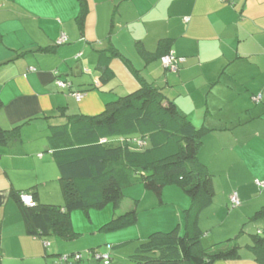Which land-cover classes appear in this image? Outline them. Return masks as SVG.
<instances>
[{"label": "crops", "instance_id": "crops-1", "mask_svg": "<svg viewBox=\"0 0 264 264\" xmlns=\"http://www.w3.org/2000/svg\"><path fill=\"white\" fill-rule=\"evenodd\" d=\"M83 1L81 32L76 0H0V128L29 121L16 141L0 146V264H48L51 256L40 239L25 234L11 198L13 192L31 193L40 203L63 204L48 126L63 123L64 115L102 113L108 103L136 90L138 78L172 100L195 127L212 130L198 152L214 193L204 211L211 220L223 216L220 228L234 222L219 236L208 229L201 242L208 248L238 228L245 232L238 239L241 258L214 264H256L246 246L250 234L264 233V218L252 220L264 207V187L256 185L264 181V0ZM61 34L67 44L56 47ZM161 39H169L171 51L186 59L176 73L165 72L159 60L145 62L136 51L139 44L154 53ZM110 44L138 77L113 59V76L101 80L97 52ZM53 72L69 81L72 91L83 92L80 102L57 90ZM256 96L258 103L251 99ZM233 191L240 206L228 210ZM187 203L178 205L185 209Z\"/></svg>", "mask_w": 264, "mask_h": 264}, {"label": "trees", "instance_id": "trees-1", "mask_svg": "<svg viewBox=\"0 0 264 264\" xmlns=\"http://www.w3.org/2000/svg\"><path fill=\"white\" fill-rule=\"evenodd\" d=\"M76 1L80 7L76 22L82 32L87 8L83 0ZM186 19L184 22H188ZM62 36L64 41L59 43ZM65 44L67 39L61 34L55 46ZM170 47L169 39L159 40L154 53L146 52L139 44L135 46L145 62L159 60L165 72L176 73L186 59L176 56ZM37 51L48 53L49 48ZM167 55L177 62L182 60L177 63L176 70L163 67L161 59ZM113 59L122 61L138 77V71L110 44L105 50L97 52L102 81L113 76L109 67ZM29 70L35 72L34 68ZM53 75L57 90L69 92L75 101V94H83L72 91L71 83L57 72ZM138 79L140 85L136 90L108 103L102 113L95 116L64 115L63 123L48 126L46 139L59 173L63 204H43L37 201L35 195L28 193L23 195L29 196L32 204L25 205L20 199L22 193L13 192L11 198L23 222L25 234L40 239L45 248L49 247V237L70 241L74 238L72 212L88 213L107 205L117 209L123 199V189L137 184L158 198L164 189L176 187L189 199V206L183 211L182 226L177 225L170 232L149 234L135 249L133 264H214L240 259L241 249L237 243L230 244L231 239L208 248L201 242L204 234L199 227V217L212 205L214 193L212 176L199 160L198 152L204 138L212 130L204 125L195 127L159 89ZM251 99L254 103L260 101L259 96ZM28 122L11 130L0 128V146L16 141L20 128ZM260 218H264V207L254 214L252 220ZM137 221V212L132 209L113 217L100 230L116 232L135 225ZM242 232L243 228L240 234ZM249 240L246 249L251 260L264 264V233L250 234ZM107 249L110 252L111 246L107 245ZM89 251L93 258L101 255L94 249ZM103 254H107L110 260L109 253ZM75 256H79L78 261L73 260ZM81 260L80 254L59 256V261L65 264H81Z\"/></svg>", "mask_w": 264, "mask_h": 264}, {"label": "rangeland", "instance_id": "rangeland-1", "mask_svg": "<svg viewBox=\"0 0 264 264\" xmlns=\"http://www.w3.org/2000/svg\"><path fill=\"white\" fill-rule=\"evenodd\" d=\"M217 179L218 177H215V181ZM168 189H174L180 194ZM183 199L187 200L188 207V197L176 187L164 189L160 198H158L154 193L144 190L141 184H137L123 189V199L117 209H113L112 205H107L101 210L93 209L88 213L74 211L71 213L74 238L70 241L57 237L47 238L49 244L47 251L51 255L48 257V264H65L59 261V256L72 254H80L82 256L81 264H133L132 256L135 253V249L149 234L153 232H170L180 224L179 218L183 222V211L187 208L182 209L180 207ZM217 200L219 205L223 203L221 196H218ZM132 209L138 215V221L135 225L116 232H103L100 230L113 217ZM227 209L230 210L232 208L227 206ZM222 218L223 216L218 218V221L211 220L208 216V211H203L199 218V227L203 234L208 232V229L215 228L216 231L213 235L219 236V231L221 232L227 225L231 226L234 222V219H230L220 228V220ZM241 229L238 228L237 236L232 235L230 237V244H240L242 242L238 240L245 233L242 232L240 234ZM204 237L205 235L202 238ZM223 240L225 241V239ZM107 245L111 246L110 252H108ZM92 249L99 254L109 253L110 260L99 261L96 257L93 258L89 251Z\"/></svg>", "mask_w": 264, "mask_h": 264}, {"label": "built area", "instance_id": "built-area-1", "mask_svg": "<svg viewBox=\"0 0 264 264\" xmlns=\"http://www.w3.org/2000/svg\"><path fill=\"white\" fill-rule=\"evenodd\" d=\"M185 21H187V19ZM62 41H64V36H62L58 42L60 43ZM181 61L182 60H179L178 62H181ZM178 62L171 55H167L161 59V63L163 65V67L169 68L171 70H176V65ZM59 85L63 86L62 84H59ZM74 97H75L77 102H80V100L83 98V94L77 93V94H75ZM256 185L259 186L260 188H263L264 187V181H256ZM20 199L25 205H31L32 204L31 198L29 196L21 194ZM229 199H230V203L233 207L239 206L240 202H239V199H238L236 192H232L231 195L229 196ZM95 257H96V259H102V260H108L109 259L107 254L95 255ZM63 259L66 260V258H63ZM78 259H79V256H75L73 258L74 261H78Z\"/></svg>", "mask_w": 264, "mask_h": 264}]
</instances>
